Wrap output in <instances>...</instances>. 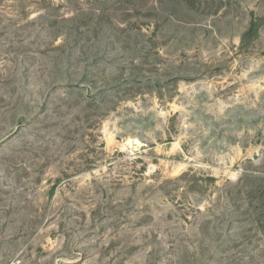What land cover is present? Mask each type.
Returning <instances> with one entry per match:
<instances>
[{
    "label": "rangeland",
    "instance_id": "1",
    "mask_svg": "<svg viewBox=\"0 0 264 264\" xmlns=\"http://www.w3.org/2000/svg\"><path fill=\"white\" fill-rule=\"evenodd\" d=\"M0 264H264V0H0Z\"/></svg>",
    "mask_w": 264,
    "mask_h": 264
},
{
    "label": "bare ground",
    "instance_id": "2",
    "mask_svg": "<svg viewBox=\"0 0 264 264\" xmlns=\"http://www.w3.org/2000/svg\"><path fill=\"white\" fill-rule=\"evenodd\" d=\"M134 141L136 142L137 145H140L139 141H137V140H134Z\"/></svg>",
    "mask_w": 264,
    "mask_h": 264
}]
</instances>
